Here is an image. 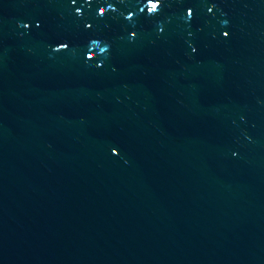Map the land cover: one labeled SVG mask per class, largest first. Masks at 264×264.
<instances>
[{
    "label": "water",
    "instance_id": "water-1",
    "mask_svg": "<svg viewBox=\"0 0 264 264\" xmlns=\"http://www.w3.org/2000/svg\"><path fill=\"white\" fill-rule=\"evenodd\" d=\"M0 264H264V0H0Z\"/></svg>",
    "mask_w": 264,
    "mask_h": 264
}]
</instances>
